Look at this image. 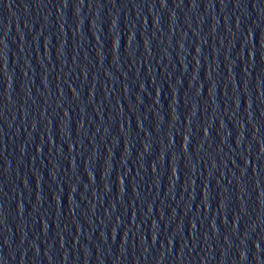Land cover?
<instances>
[{
  "label": "water",
  "instance_id": "water-1",
  "mask_svg": "<svg viewBox=\"0 0 264 264\" xmlns=\"http://www.w3.org/2000/svg\"><path fill=\"white\" fill-rule=\"evenodd\" d=\"M0 264H264V0H0Z\"/></svg>",
  "mask_w": 264,
  "mask_h": 264
}]
</instances>
